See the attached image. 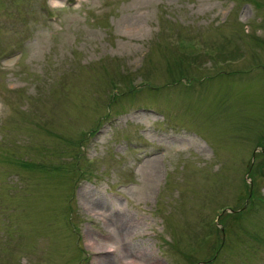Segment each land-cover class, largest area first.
I'll list each match as a JSON object with an SVG mask.
<instances>
[{"label": "rangeland", "instance_id": "1", "mask_svg": "<svg viewBox=\"0 0 264 264\" xmlns=\"http://www.w3.org/2000/svg\"><path fill=\"white\" fill-rule=\"evenodd\" d=\"M263 149L264 0H0V264H264Z\"/></svg>", "mask_w": 264, "mask_h": 264}, {"label": "trees", "instance_id": "2", "mask_svg": "<svg viewBox=\"0 0 264 264\" xmlns=\"http://www.w3.org/2000/svg\"><path fill=\"white\" fill-rule=\"evenodd\" d=\"M183 73H182V71L180 70L179 72H178V77L177 78H173L172 79V81L174 82V81H179L181 78H183ZM128 82L129 83H131V80H128ZM131 88H134V86L133 87H131ZM248 197H250L251 195H254L253 193H252V191H251V189L250 190H248L247 191V194H246ZM235 211V210H234ZM229 217H232V218H234V219H239L240 217H241V214H240V212H237V213H233V214H230V213H225L221 218V220L223 221V220H225V219H227V218H229ZM224 231H226V227L224 226ZM221 239V238H220ZM219 239V240H220ZM223 243L221 242L220 244H219V247H220V245H222Z\"/></svg>", "mask_w": 264, "mask_h": 264}]
</instances>
